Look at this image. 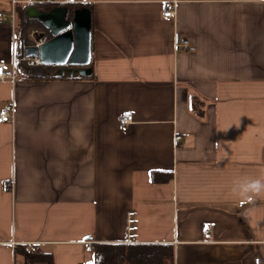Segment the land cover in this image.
Wrapping results in <instances>:
<instances>
[{
    "label": "crops",
    "instance_id": "1",
    "mask_svg": "<svg viewBox=\"0 0 264 264\" xmlns=\"http://www.w3.org/2000/svg\"><path fill=\"white\" fill-rule=\"evenodd\" d=\"M13 1L0 64L23 73L0 81L14 114L0 120V264H46L19 246L95 264L94 245L128 244L131 211L133 244H171L175 264H264V192L234 191L264 179V0ZM70 4L91 11V62L26 76L25 50L54 37L28 9L69 19ZM22 8L41 25L20 58Z\"/></svg>",
    "mask_w": 264,
    "mask_h": 264
},
{
    "label": "water",
    "instance_id": "2",
    "mask_svg": "<svg viewBox=\"0 0 264 264\" xmlns=\"http://www.w3.org/2000/svg\"><path fill=\"white\" fill-rule=\"evenodd\" d=\"M28 16L40 20L54 36L41 48L29 47L25 56L38 57L46 66H86L92 60V22L88 8L76 9L72 22L67 9L58 7L51 12L28 9Z\"/></svg>",
    "mask_w": 264,
    "mask_h": 264
},
{
    "label": "trees",
    "instance_id": "3",
    "mask_svg": "<svg viewBox=\"0 0 264 264\" xmlns=\"http://www.w3.org/2000/svg\"><path fill=\"white\" fill-rule=\"evenodd\" d=\"M69 7V19L73 15V10L80 7L77 5H67ZM26 8V7H25ZM48 9L54 8L49 4ZM23 9V8H22ZM24 9L21 10V16L19 15L20 23L18 25V31L21 35L20 52L18 56L23 57V48L30 44L28 31L32 28H36L41 24L36 20H30L24 16ZM51 37V36H50ZM24 66L25 74L28 77H32L37 80H47L54 78L53 74L56 67L52 66ZM154 179V178H153ZM156 179V178H155ZM154 179V180H155ZM29 246H19L17 251L22 250L23 255H26L30 261H41L46 264H53V258L51 254L36 252L32 249L31 253H27ZM174 247L171 244H96L94 245V259L95 264H175L174 260Z\"/></svg>",
    "mask_w": 264,
    "mask_h": 264
},
{
    "label": "built area",
    "instance_id": "4",
    "mask_svg": "<svg viewBox=\"0 0 264 264\" xmlns=\"http://www.w3.org/2000/svg\"><path fill=\"white\" fill-rule=\"evenodd\" d=\"M14 3H17L16 0L13 1ZM28 4H41V3H54V0H28ZM176 10H175V4H170L168 6L167 11L164 13L165 17L171 18L175 16ZM16 18L15 12L13 11L10 16L6 15L5 13H0V21H11V23L14 25V20ZM33 35L39 36L38 32L35 31ZM179 42L184 46L185 49H189L190 51H194L195 48L191 46L189 40L186 38L179 39ZM46 43V40L44 38L37 39L36 47L40 48ZM22 61H24L27 66H35L40 65L41 62L37 58H23ZM19 60L14 61V66L12 70H7L3 64H0V81H10L11 83H15L16 80L19 78L20 74L23 73V69L21 67H18ZM14 114L12 110V105H7L3 108V110L0 112V120L2 122H7L8 120H13ZM118 121L121 126H128L134 122V115L132 111H124L121 113L118 117ZM179 140V138H177ZM6 190L10 191L13 189V180L7 183ZM136 213L134 211H131L128 213L127 218V243L133 244L136 239ZM208 231L211 230V227L207 228ZM31 248H28L27 253H31Z\"/></svg>",
    "mask_w": 264,
    "mask_h": 264
},
{
    "label": "clouds",
    "instance_id": "5",
    "mask_svg": "<svg viewBox=\"0 0 264 264\" xmlns=\"http://www.w3.org/2000/svg\"><path fill=\"white\" fill-rule=\"evenodd\" d=\"M234 191L245 198H249L251 195H259L264 192V179L238 182Z\"/></svg>",
    "mask_w": 264,
    "mask_h": 264
},
{
    "label": "rangeland",
    "instance_id": "6",
    "mask_svg": "<svg viewBox=\"0 0 264 264\" xmlns=\"http://www.w3.org/2000/svg\"><path fill=\"white\" fill-rule=\"evenodd\" d=\"M1 8H3L7 14H9L10 11H11V7L8 5L7 2H4V3L1 5ZM16 47H17V45H16ZM74 68H77V67H74Z\"/></svg>",
    "mask_w": 264,
    "mask_h": 264
},
{
    "label": "snow or ice",
    "instance_id": "7",
    "mask_svg": "<svg viewBox=\"0 0 264 264\" xmlns=\"http://www.w3.org/2000/svg\"><path fill=\"white\" fill-rule=\"evenodd\" d=\"M85 2H86V0H85Z\"/></svg>",
    "mask_w": 264,
    "mask_h": 264
}]
</instances>
